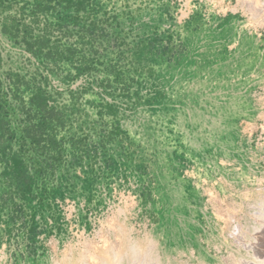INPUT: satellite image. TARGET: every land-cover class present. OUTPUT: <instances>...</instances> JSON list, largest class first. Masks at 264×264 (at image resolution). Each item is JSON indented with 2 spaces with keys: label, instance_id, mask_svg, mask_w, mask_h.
Segmentation results:
<instances>
[{
  "label": "rangeland",
  "instance_id": "rangeland-1",
  "mask_svg": "<svg viewBox=\"0 0 264 264\" xmlns=\"http://www.w3.org/2000/svg\"><path fill=\"white\" fill-rule=\"evenodd\" d=\"M263 7L0 0V264H260Z\"/></svg>",
  "mask_w": 264,
  "mask_h": 264
},
{
  "label": "bare ground",
  "instance_id": "bare-ground-1",
  "mask_svg": "<svg viewBox=\"0 0 264 264\" xmlns=\"http://www.w3.org/2000/svg\"><path fill=\"white\" fill-rule=\"evenodd\" d=\"M250 2H251V1H250ZM253 2H254V1H253ZM248 3H249V2H248ZM255 6H256V5H255ZM260 6H261V8H262L263 4H261ZM263 8H264V7H263ZM261 22H262V21H261ZM240 38H241V37H240ZM250 38H251V37H250ZM250 38H249V39H250ZM241 40H242V39H241ZM247 41H248V40H247ZM247 41H246V42H247ZM262 41H263V40H262ZM241 43H242V42H241ZM243 45H244V44H243ZM245 46H246V45H245ZM250 46H251V45H250ZM254 46H255V45H254ZM259 47H260V46H259ZM261 47H262V46H261ZM262 52H263V51H262ZM240 56H241V55H240ZM250 56H251V55H250ZM250 56H249V57H250ZM243 57H244V56H243ZM257 59H258V58H257ZM259 59H260V58H259ZM251 61H252V60H251ZM243 63H244V62H243ZM233 64H234V63H233ZM251 64H252V63H251ZM251 64H250V65H251ZM240 65H241V64H240ZM244 65H245V64H244ZM261 69H262V68H261ZM240 70H241V69H240ZM258 72H259V71H258ZM262 77H263V76H262ZM248 79H249V78H248ZM250 80H251V79H250ZM259 81H260V80H259ZM263 82H264V81H263ZM239 83H240V82H239ZM242 87H243V86H242ZM243 88H244V87H243ZM246 94H247V93H246ZM246 98H247V97H246ZM257 98H258V97H257ZM248 99H249V98H248ZM242 102H243V101H242ZM243 104H244V103H243ZM245 105H246V104H245ZM249 106H251V105H249ZM256 108H257V107H256ZM248 109H249V108H248ZM246 112H247V111H246ZM252 113H253V112H252ZM231 114H232V113H231ZM250 114H251V113H250ZM250 114H249V115H250ZM257 114H258V113H257ZM247 115H248V114H247ZM258 116H259V115H258ZM260 117H261V116H260ZM232 118H233V117H232ZM232 123H233V122H232ZM232 125H233V124H232ZM233 134H234V133H233ZM223 135H224V134H223ZM234 136H235V135H234ZM218 138H219V137H218ZM233 139H234V138H233ZM235 141H236V140H235ZM232 145H233V144H232ZM228 146H229V145H228ZM235 147H236V146H235ZM223 150H224V149H223ZM237 152H238V151H237ZM217 153H218V152H217ZM240 153H241V152H240ZM234 154H236V153H234ZM225 155H226V154H225ZM238 158H239V157H238ZM197 164H198V163H197ZM199 164H200V163H199ZM201 165H202V164H201ZM209 171H211V170H209ZM214 172H215V171H214ZM215 174H216V173H215ZM207 176H208V175H207ZM227 181H228V180H227ZM197 184H198V183H197ZM186 187L188 188V186H186ZM192 189H193V186H192ZM190 190H191V189H190ZM195 190H196V189H195ZM196 191H197V190H196ZM203 191H204V190H203ZM187 194H188V192H187ZM204 194H205V193H204ZM190 195H191V194H190ZM196 196H197V195H196ZM203 199H204V198H203ZM208 199H209V198H208ZM261 200H262V199H261ZM255 201H256V200H255ZM262 201H263V200H262ZM208 202H209V201H208ZM253 203H254V202H253ZM262 203H263V202H262ZM262 205H263V204H262ZM192 206H193V205H192ZM230 206H231V205H230ZM211 207H212V206H211ZM223 207H224V206H223ZM203 208H204V207H203ZM228 209H229V207H228ZM178 210H179V209H178ZM224 210H225V209H224ZM253 210H254V208H253ZM185 211H186V210H185ZM204 211H205V210H204ZM229 211H230V210H229ZM193 212H194V211H193ZM250 212H251V211H250ZM261 212H262V211H261ZM197 213H198V212H197ZM190 214H191V213H190ZM229 215H230V214H229ZM231 216H232V215H231ZM256 216H257V215H256ZM262 216H263V219H262V222H263L262 227L259 228V229L257 230V233H259V232L261 233V231H262V235H261V237H260V241H261V242H263V238H264V236H263V234H264V227H263V226H264V212H262ZM131 217H132V216H131ZM194 217H195V216H194ZM200 217H201V216H200ZM213 217H214V216H213ZM241 217H242V216H241ZM257 217H258V216H257ZM260 217H261V215H260ZM154 218H155V217H154ZM163 218H164V217H163ZM244 218H245V217H244ZM253 219H254V218H253ZM164 220H165V219H164ZM245 220H246V219H245ZM162 221H163V220H162ZM230 222H231V221H230ZM239 222H240V221H239ZM227 223H228V222H227ZM246 223H247V222H246ZM163 224H164V222H163ZM184 224H185V223H184ZM228 224H229V223H228ZM254 224H255V223H253V226H254ZM260 224H261V223H260ZM155 225H156V224H155ZM256 225H257V224H256ZM163 226H164V225H163ZM194 226H196V225H194ZM238 226H239V225H238ZM248 226H249V225H248ZM259 226H260V225H259ZM196 227H197V226H196ZM235 227H236V226H235ZM163 228H164V227H163ZM173 228H174V227H173ZM158 229H159V228H158ZM197 229H198V228H197ZM232 229H233V228H232ZM238 229H240V228H238ZM238 229H237V230H238ZM243 229H244V228H243ZM249 229H250V228H249ZM204 230H205V229H204ZM206 230H207V229H206ZM235 230H236V228H235ZM237 230H236V231H237ZM246 230H247V229H246ZM174 231H175V230H174ZM174 231H173V232H174ZM236 231H235V232H236ZM239 231H241V230H239ZM168 232H171V230L168 231ZM173 232H172V233H173ZM182 232H183V231H182ZM207 232H208V231H207ZM251 232H252V231H251ZM155 233H156V232H155ZM237 233H239V232H237ZM260 233H259V234H260ZM175 234H176V233H175ZM168 235H169V234H168ZM238 235H239V234H238ZM238 235H237V238H238ZM257 236H258V235H257ZM233 237H234V236H233ZM190 238H191V236H190ZM237 238H236V239H237ZM244 238H245V235H244ZM247 238H248V237H247ZM156 239H157V238H156ZM167 239H169V238H167ZM197 239H198V238H197ZM170 240H171V239H170ZM238 240H240V239H238ZM250 240H251V239H250ZM252 240H254V239H252ZM154 241H155V240H154ZM103 242H104V241H103ZM152 242H153V241H152ZM238 242H239V241H238ZM230 243H231V242H230ZM191 244H192V243H191ZM233 244H234V243H233ZM251 244H252V243H251ZM259 244H260V243H259ZM167 245H168V244H167ZM236 245H237V244H236ZM244 245H245V244H244ZM176 246H177V245H176ZM248 248H249V247H248ZM195 251H196V250H195ZM248 251H249V250H248ZM232 252H233V251H232ZM224 256H225V255H224ZM89 257H90V256H89ZM91 257H92V256H91ZM91 257H90V258H91ZM231 259H232V258H231ZM235 259H236V257H235ZM244 259H245V258H244ZM91 260H92V259H91ZM242 260H243V259H242ZM250 260H251V259H250ZM92 261H93V260H92ZM92 261H91V262H92ZM227 261H228V260H227ZM257 261H258V260H257ZM259 261H260V260H259ZM259 261H258V262H259ZM233 262H234V261H233ZM253 262H254V261H253ZM258 262H257V263H258ZM261 262H262V263H261ZM86 263H87V262H86ZM89 263H90V262H89ZM89 263H88V264H89ZM94 263H95V262H94ZM142 263H143V261H142ZM221 263H222V262H221ZM101 264H103V262H102ZM133 264H134V263H133ZM229 264H230V263H229ZM237 264H238V263H237ZM243 264H244V263H243ZM246 264H247V263H246ZM260 264H264V258H262V260L260 261Z\"/></svg>",
  "mask_w": 264,
  "mask_h": 264
},
{
  "label": "water",
  "instance_id": "water-1",
  "mask_svg": "<svg viewBox=\"0 0 264 264\" xmlns=\"http://www.w3.org/2000/svg\"><path fill=\"white\" fill-rule=\"evenodd\" d=\"M260 243H261V250L257 252V255L261 258H264V238H263V242L260 241Z\"/></svg>",
  "mask_w": 264,
  "mask_h": 264
}]
</instances>
